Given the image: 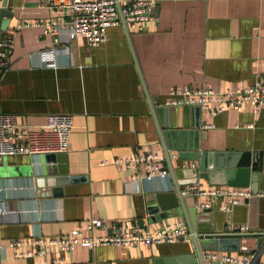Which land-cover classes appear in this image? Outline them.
Returning a JSON list of instances; mask_svg holds the SVG:
<instances>
[{"label":"crops","instance_id":"obj_1","mask_svg":"<svg viewBox=\"0 0 264 264\" xmlns=\"http://www.w3.org/2000/svg\"><path fill=\"white\" fill-rule=\"evenodd\" d=\"M7 6L13 14L6 32L21 27L13 36L11 65L0 74V108L31 127L42 125L49 113L70 112L73 128L66 152L0 159L2 264H45L41 257L16 254L29 246L8 242L67 233L91 218L126 225L143 220L150 229L166 221L186 223L183 215L156 219L150 213L157 195H163L168 205L176 200L177 181L170 172L126 181L129 171L119 170L113 160L149 149L165 153L162 107L169 105L170 88L189 85L226 91L251 85L264 75V0H158V20L149 22L146 31L111 26L107 40L96 47L81 36L68 40L61 32L53 65L39 59L40 51L53 45V34L44 25L48 8L40 0H8ZM64 44L67 51L60 48ZM174 112L171 123L176 120ZM180 120L186 125L199 122L202 150L240 151L251 158L255 154L256 199L252 205L244 201L234 206L229 215L213 210L210 227L226 232L228 224H247L250 218L256 227H250L248 234H260L259 248L216 250L235 256L254 254L251 264H264V106L255 112L246 102L241 110L215 115L183 107ZM204 123L214 127L204 129ZM169 153L174 166L184 161L186 166L198 164L171 156L176 150ZM198 183L201 188L216 186L206 178ZM206 200L198 195V202ZM57 255L63 258L57 264H197L192 240L78 246L73 253L53 250L51 256Z\"/></svg>","mask_w":264,"mask_h":264},{"label":"built area","instance_id":"obj_2","mask_svg":"<svg viewBox=\"0 0 264 264\" xmlns=\"http://www.w3.org/2000/svg\"><path fill=\"white\" fill-rule=\"evenodd\" d=\"M40 3L48 8L50 13L44 23L46 32L53 34V45L39 53L40 62L44 65L55 64L57 51L55 44L61 42L60 34L63 31L68 40L81 36L85 38L88 46L96 47L107 40V29L122 24V21L128 30L146 31L149 22L158 20L155 11L158 0H40ZM20 27L21 24H18L12 31L0 35V74L11 65L13 36ZM60 48L63 51L68 49L66 44ZM258 62L256 61V64ZM261 62L264 64V60ZM168 94V103L171 105H193L211 115L226 109L241 110L246 102H250L253 111L258 112L264 106V75L258 77L251 85L226 91L180 85L170 88ZM202 127L207 129L214 127V124L204 123ZM72 128L73 114L70 112L49 113L42 125L31 127L17 123L13 114L0 108V159L15 154L37 156L66 152L70 148ZM171 156L178 155L174 153ZM113 163L119 170L129 171L124 177L126 181L151 176H169L165 154L151 149L126 157H115ZM183 165H186L185 161ZM191 166L196 168L197 163L193 162ZM181 193L206 196V201L197 203L198 209L216 205L223 211H229L234 205L242 204L245 199L257 194L249 187L216 185L201 188L198 181L183 186ZM96 229L103 232L96 234ZM224 231L248 233L251 228L246 223L228 224ZM179 240H191V234L182 219L175 222L166 221L150 229L143 220L126 225L117 221L106 222L102 218H91L67 233L13 238L8 245L29 246L27 250H19L16 254L26 257L38 256L45 264H57L63 262V258L61 255L51 256L53 250L58 253H73L78 246L87 248L98 245L150 246ZM202 255L206 262L218 261L228 264H251L254 256V254L235 256L217 250H206Z\"/></svg>","mask_w":264,"mask_h":264},{"label":"water","instance_id":"obj_3","mask_svg":"<svg viewBox=\"0 0 264 264\" xmlns=\"http://www.w3.org/2000/svg\"><path fill=\"white\" fill-rule=\"evenodd\" d=\"M8 0H0V35L6 32L9 26L12 11L7 6ZM125 27V23L122 21ZM183 107H199L178 104L163 106V122L162 134L166 140L165 156L169 172L177 183L174 188V196L176 200L174 203L168 205L162 200L163 195H157V200L151 201L150 213L156 219L168 217L170 215H183L186 225L191 234V240L194 245V252L197 258V264H227L218 261L206 262L203 258V250H237V249H257L258 235L248 233H226L211 230L212 211L217 210L216 205L211 207L198 209V195L197 194H182L181 188L187 184L197 182L199 178H206L211 185L227 184L231 186H246L250 187L253 193H257L258 181V162L255 154L251 158L249 153H242L240 151H208L199 148V122L183 124L180 120V111ZM159 109V108H158ZM175 111L176 120L171 123L170 114ZM169 150H176L179 159L195 160L198 162L197 167L178 165L174 166ZM47 153V154H58ZM46 154V155H47ZM60 179L58 178V181ZM47 182L50 179L46 180ZM38 182H43V179ZM52 183V182H51ZM51 183H46L47 186ZM42 187V186H41ZM44 188V187H43ZM256 195L245 199L250 205ZM236 206V205H234ZM233 206V207H234ZM232 207V208H233ZM231 208V209H232ZM221 212L229 215L230 211ZM159 212V213H158ZM228 219V218H227ZM204 223L206 227L202 228L199 224ZM249 227H256V223L248 220ZM257 238V239H256ZM251 241L253 244H251Z\"/></svg>","mask_w":264,"mask_h":264}]
</instances>
